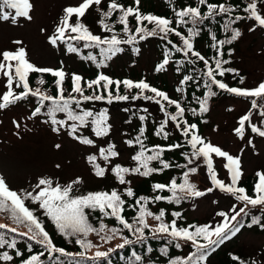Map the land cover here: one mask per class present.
I'll list each match as a JSON object with an SVG mask.
<instances>
[{
  "label": "snow or ice",
  "instance_id": "snow-or-ice-1",
  "mask_svg": "<svg viewBox=\"0 0 264 264\" xmlns=\"http://www.w3.org/2000/svg\"><path fill=\"white\" fill-rule=\"evenodd\" d=\"M102 0H83L78 6H68L63 10V16L55 28V32L48 37V42L52 46H58V42L67 45L69 53H79L80 49L75 46L73 42L78 44L84 42V48H98L100 59L91 52L88 53L85 59L96 64L98 68L106 67L107 61L111 60L123 49L120 47L122 44L134 45L139 40H145L149 37L159 36L161 40L171 45V49L176 53H182L185 57L184 61H177L176 71L180 72L184 64L195 65L198 61L203 62L204 70L200 73V78L203 80V85L207 89L203 97H197L196 102L199 104V109H188L192 115H203L209 111L208 101L211 97L216 95L213 91V86L235 94L241 97H253L252 109H260L261 115L264 116V82H261L253 89H244L230 87L223 80L217 79V76L223 77L226 72H235L234 69L225 68L223 65L228 64V60L222 59V49L225 44H231L237 40L241 35L238 28H233L232 25L241 19H250L255 21V25L264 28V9L258 8V3H264V0H250V2L243 9L247 13V17L239 15L232 16L235 11L231 5L225 3H210L208 0H198V5L184 7L175 11V24L177 27L191 25L187 28V34H182L176 27H172L173 21L155 16L152 14H143L139 11L140 0H135V7H124L118 3L117 0H111L107 11H101V19L98 23L101 25L102 30L111 33L110 36L101 37L100 35L93 34L89 28L82 23L81 18L85 16L87 10L93 5L99 6ZM206 5L207 11L202 12L201 7ZM34 5L31 0H0V20L11 21L16 24L19 18L31 20L30 15ZM119 11L120 15L117 22L123 26V33L126 39L119 38V34L114 31L113 25L106 23L112 17L114 12ZM225 15L227 19L224 22V31L231 32L230 38L218 40L212 34L211 40L213 41L211 47L216 50V57L212 59L211 63L208 58L195 49L194 38L200 34V25L205 20L214 18L215 16ZM75 17V23H72V18ZM129 17H134L136 27L134 32L129 23ZM151 24L152 27L148 28L145 24ZM250 30H255L253 27ZM43 31V30H42ZM170 35H175L182 42V46L174 43L169 39ZM16 45H22V41H13ZM133 51L138 53V48H133ZM172 51L165 49L163 53L162 62L158 63L155 71L160 72L166 70V66L170 64L172 59ZM0 73L6 77L5 88L7 89L0 95V110L7 108L9 105L16 104L17 102L27 99L29 96L35 97L38 100L39 106L35 107L32 116H37L41 113L42 109L46 108V115L48 116L51 124L54 126L53 131L58 132L61 128L67 129V134L73 139L78 140L85 145H93L94 141L81 133L82 129H86L91 125L92 132L96 137H104L109 134L111 125L108 123L107 110L94 112L83 108L81 105L85 102L104 101L109 104L115 101H128L143 99L146 101H153L164 115V119L160 121L156 128V135L168 139L171 135L167 131L169 121L175 124L183 137L186 138V144L190 146L191 151L184 154L187 161L183 165H175L176 167L186 168L181 177V182L178 183L176 179H172L168 184L155 183L153 185L154 191L171 193L170 196L155 195L154 197H139L134 200L133 207L138 209L136 215L130 223L125 217L127 201L122 198L124 196L133 198L135 196L131 187H126L123 192L118 190L112 191H96L88 192L86 194L76 195L79 191L76 187L82 181L79 178L71 181L66 185L54 183L51 178H40L31 191L17 192L11 190L5 180L0 178V212L7 213L15 227H9L6 224H0V249L14 250L16 257L22 256V252L18 248V241L15 237L26 239L28 244V251H32L33 245L41 246L50 256L53 253H58L60 256H70L72 254L66 252L62 248L55 246L53 239L49 232L46 230L45 223L38 218L35 210L26 206V201H31L33 204H38L43 215L55 226V229L65 239L75 238V243L80 245L84 250L97 247L92 241L87 238L90 233H95L99 236L100 240L108 243L113 239L119 237L122 243L115 246V248H108L107 251L97 250L94 256L86 257L85 252L81 251L79 256L81 259L100 260L108 257L116 249H124L126 246L145 243L149 237L145 235V231L151 233L152 239L170 238L169 243L174 241L183 240L191 242L196 251L186 258L177 257L171 259L169 264H204L208 259L211 251H215L225 242L231 239L240 232L242 224L233 223L237 221L238 217L248 216L247 209L249 206L256 208L261 207L264 211V172H257L258 182L255 184V196L248 195L245 188L238 186L239 181L243 176L241 168V160L239 156H233L224 151L221 147L213 145L198 133V127L195 123H190L185 119V107L177 99H172L165 92L158 90L151 86L146 80H139L134 82L129 79L113 80L108 75L98 73L95 79L85 81L84 78L78 74H72L71 91L65 95L64 81L66 73L63 68H41L33 64L27 58V51L24 47H17L15 50H5L0 52ZM195 58V59H193ZM214 64V67L212 66ZM41 74L37 79L36 84L38 87L32 88L30 86V74ZM50 74L55 77V85L57 94L55 96L48 93L42 86L46 81L43 74ZM196 79L191 74H186L180 81V87H177V92H183L184 86L187 82ZM241 82H243L241 80ZM22 89L20 92L14 90ZM121 85L126 92L136 89V95L121 94ZM86 86V87H85ZM112 86H115L114 90ZM89 89L93 90L91 95H86L85 92ZM146 93H151L147 95ZM259 101V103H258ZM47 102V103H46ZM166 102V103H165ZM174 106L175 111L169 112L167 106ZM147 113V109L143 110ZM231 111V109H229ZM57 113H63L66 119H57ZM139 120L144 122L147 120L146 115H140ZM71 122V123H69ZM206 122V121H205ZM246 124L251 128V132L264 137V128L256 126L252 123L251 115L245 114L240 117L238 127L234 129L235 134L241 139L245 136ZM145 135L144 127L139 129V134L134 139L126 140L128 146L139 145V151L132 156L135 161V167H125L116 164L111 168L112 173L115 175L121 185L130 184L126 180L127 175H140L148 177L153 173H160L173 167L172 163L163 158V153L166 150H173L182 147L179 144H170L168 148L162 146H155L148 148L143 140ZM252 143L251 140L248 141ZM56 148H60L57 144ZM114 144H108L106 148L99 149V156L106 163L110 162L111 158L119 156V152L115 150ZM151 154H146V153ZM213 154L216 157H221L226 160L224 165L227 168L230 176V183L217 178V172L213 164ZM92 164L95 175L103 177L108 171L105 167H101L96 163L97 156L90 155L88 158ZM203 159L207 167L208 176L210 178L212 187L201 191L197 186L190 182V175H194L198 171V161ZM152 162H158L159 167H152ZM190 165H194L189 167ZM214 188L228 193L235 197V200L240 202L243 207L233 206L229 212H217V216L222 217V222L216 226H197L188 225L187 227L178 226L177 220L182 218L179 212L173 213L174 219L170 222L165 221L166 212L160 209L158 214L150 210L149 204L160 201H167L168 203L180 204L181 201L187 197L199 198L211 193ZM90 212H99L101 220L98 226L90 223ZM151 218L157 223L153 226L149 224L148 220ZM105 219H113L120 228L109 226L104 222ZM261 217L253 216L252 224H260ZM20 227L24 231H20ZM189 229H192L191 231ZM123 230H126L135 239H129L123 235ZM8 234H11L9 236ZM203 241V243L201 242ZM175 247L179 248L180 244L176 243ZM151 252V249H148ZM161 254L167 256L168 248L160 249ZM44 252L31 255L29 258L23 260L22 264H42L41 256ZM134 260L141 262V256L133 253ZM238 257H233V260H238ZM13 255L9 251H0V261L12 262ZM242 264V262H241Z\"/></svg>",
  "mask_w": 264,
  "mask_h": 264
},
{
  "label": "trees",
  "instance_id": "trees-1",
  "mask_svg": "<svg viewBox=\"0 0 264 264\" xmlns=\"http://www.w3.org/2000/svg\"><path fill=\"white\" fill-rule=\"evenodd\" d=\"M118 3L122 4L124 7H135V0H117ZM210 3H225L226 5H231L233 9L235 10L231 15L232 16H242L247 17V13L243 11V9L246 7V5L250 2V0H208ZM111 3V0L104 1V3L100 4L99 6H96L91 12L88 14H85L84 17L81 18L82 23H84L89 30L95 34L100 35L101 37L110 36L111 33L105 32L102 30L101 25L98 23V21L101 19V11H107L108 5ZM259 4V3H258ZM198 0H140L139 3V11L143 14H152L159 17L168 18L173 21L172 27H176L178 31H181L182 34H187V28L191 27V25H185L177 27L175 24V11L179 10L184 7L188 6H197ZM202 12L207 11L206 5L200 6ZM120 15L119 11L114 12L112 17L109 18L106 23L113 25L114 31L119 34V38L126 39V36L123 33V26L120 25L117 22V18ZM227 19V16L220 15L215 16L212 19L205 20L202 25H200V34L194 38V46L197 51H199L201 54H203L206 58L209 59L210 63L213 58L216 57V50L211 47L213 41L211 40V35L214 34L218 40H223L230 38L231 32H225L224 31V22ZM72 23H75L74 20L71 21ZM253 20L250 19H241L240 21H237L235 24L232 25L233 28H238L241 35L238 37L237 40L233 41L231 44H225L222 49V59L228 60L229 63L223 65L225 68H231L234 69L235 72H226L223 77L217 76V79L223 80L225 83H227L230 87H236V88H243V73L240 71H237L234 67V64L236 60L233 58L234 54L238 50V43L240 39L242 38V35L244 33V30L246 29L247 24L253 23ZM129 23L132 28V31L134 32V29L136 27V21L134 17H129ZM148 28H151V24H147L145 22ZM169 39H171L174 43L181 45L182 42L179 40L178 37L175 35H170ZM148 41L154 42V50L158 55V61L154 65L153 68V75H154V81H151L145 77L143 73H139L138 75L136 73L131 72L128 76H119V77H113V80H124L129 79L134 82H137L141 79L146 80L151 86L157 88L158 90H161L168 94L170 98L177 99L181 102L182 106L185 107V119L188 120L190 123L197 124L198 127V133L206 140L207 139L203 136V131L206 127H208L210 123L209 119V113L213 107V105L219 101L220 99L224 98H236L240 99L242 101L247 102L248 104V114L250 115H256L261 117L262 119V126L264 127V116L261 115L260 109H252V100L255 99L253 97H241L236 96L235 94L228 93L226 91L220 90L213 86V91L216 92V95L211 97L208 101L209 105V111L207 113H204L203 115L197 114L192 115L188 109L196 108L197 111L199 109V104L196 102V98L203 97L204 92L207 90L203 85V80L200 78V73L204 70L203 62L198 61L195 65H189L184 64L183 68L180 72L176 71L177 68V61H184L185 57L182 53H176L175 50L171 49V45H168L166 41L161 40L159 36L156 37H149L145 40H139V37H137V43L134 45H128V44H122L120 47L123 49L122 52L118 53L116 56H114L111 60L107 61V66L98 68L96 64L93 62L85 59L89 52H91L93 55L97 56V59H100L99 56V49L98 48H84L83 43L79 42L76 44V42H73L75 46H77L80 49L79 53H69L67 51V45L66 44H60V47L63 51L71 54L77 63L80 65V73L78 75L82 76L85 81H90L92 79H95L98 73H103L109 69L112 62L120 55L122 54H128L133 60L137 59L140 56L141 53V44L146 43ZM138 48L139 52L136 53L133 51V48ZM169 49L172 51V59L170 61V64L166 66V70H169L172 75V81L167 82L164 78L166 70L157 72L155 71V68L158 63L162 62L163 60V53L165 49ZM195 59V58H193ZM214 67V64L212 65ZM57 69V68H56ZM72 70L65 71L66 77L64 81V87H65V95H67L68 92L71 91L72 86ZM186 74H191L196 79L187 82V84L184 86L183 92H177V87H180V81L183 79V76ZM41 74L38 73H32L30 74V86L32 88L38 87L39 85L36 84V81L38 78H40ZM43 78L45 79L46 83L43 88H45L49 94L55 96L57 94V88L55 85V77H52L50 74H43ZM14 90L16 92L22 91V89H16L15 85H13ZM86 87V86H85ZM115 86H112V89L114 90ZM136 89L131 90V92H126V90L123 89V86L121 85L120 93L121 94H128V95H136L137 94ZM93 93L92 89H89L85 92L86 95H91ZM147 95H151V93H146ZM22 103L25 107L31 108L32 110L35 109V107L39 106L38 100L35 97L29 96L27 99L19 101ZM47 103V102H46ZM166 103V102H165ZM259 103V101H258ZM83 108L93 110L94 112H99L102 110H107L108 113V123L111 125L109 134L104 137H96L95 134L92 132L91 125H89L86 129H82L81 133L88 138L92 139L94 141L93 145H85L80 143L78 140L73 139L71 136L67 134V129L61 128L58 132L53 131V125L51 124L48 116L46 113V108L42 109L41 113H39L37 116L40 119L42 123H44L47 128L52 132L54 135H58L59 133L64 134L67 138L76 141L77 143L86 146V147H96L98 146V142H101L100 148H106L108 144H114L115 150L119 152V149L117 148V145L112 139V124L110 122V118L112 115V112H117L120 114V125H121V139L124 143V148L127 151L129 157L126 162L121 163L116 161V158H111L110 162H105L102 158L99 156V149L96 153H90L86 156L87 163L90 165L92 173L95 175L94 169L92 164L89 163L88 157L90 155H96L97 161L96 163L100 164L101 167H105L108 169L106 171L105 175L103 177H98L102 180L108 181V188H105L103 191H112V190H118L123 192V190L126 187H131L134 191L135 196L133 198H128L126 196L122 197L127 201L126 204V211L124 213L125 217L128 219V221L131 223L132 219L136 215V212L138 209L134 208V200L136 198H139L141 196L143 197H154L155 195H162V196H170L171 193L164 191V192H157L154 191L153 185L155 183H162V184H168L172 179H176L178 183L181 182V177L183 175V172L186 171V168H180L176 167L175 165H183L186 164L187 161L184 158V154L187 152H190V146L186 144V138L181 135V133L176 130L175 124L171 121H169L167 131L171 133V135L168 137V139H164L162 136L156 135V128L158 127L161 120L164 119V115L161 112L159 105H157L153 101H146L143 99H137L135 101L128 100V101H113L111 104H109L106 100L104 101H94V102H85L81 105ZM167 106V105H166ZM169 112H174L175 108L174 106H167ZM147 109V113H145L143 110ZM140 115H146L147 120L144 122H141L139 120ZM57 119H66V116L63 113H57ZM206 121V122H205ZM71 123V122H69ZM123 125V129H122ZM141 127H144L145 129V135L143 137L144 143L148 148H154L155 146L159 145L164 148H168L170 144H179L182 145L180 148H176L173 150H166L163 153V158L167 161L171 162L173 167L164 170L160 173H153L148 177H143L140 175H127L126 180L130 181V184L127 185H121L115 175L112 173L111 168L115 166L116 164H119L121 166L125 167H135L136 163L132 160V156L135 155L139 151V145H133L128 146L125 141L134 139L139 134V129ZM146 154H151L146 153ZM116 161V162H114ZM199 167L198 171L194 175H190L189 179L190 182L194 183L197 188L201 191H206L205 188H203L202 184V173L201 171L207 172V167L205 163L203 162V159L198 161ZM152 167H159L158 162H152ZM194 165H190L189 167H192ZM208 173V172H207ZM258 182V178L256 175H246L241 178L239 181L240 187L245 188L246 193L251 196H255V184ZM24 191L20 190L19 192ZM200 198V197H199ZM199 198H193V197H187L181 201L180 204L175 203H168L167 201H160V202H154L149 204V208L154 213L159 212L160 209H164L166 212L165 215V221L170 222L173 217V213L179 212L181 214L180 219L177 220L178 226L187 227L188 225H197V226H213L210 224L209 221L205 219H188L185 216V211L187 207L193 208L195 204L197 203V200ZM235 199V198H234ZM26 206L30 209L35 210V214L38 216L40 220H42L46 225V230L49 232L51 238L53 239V242L56 247L64 249L66 252L72 254L70 256H60L58 253H53L51 256L39 245H33L32 251H28V244L30 243L26 239L15 237L18 241V248L22 252V256L16 257L14 255V250L10 249H0V251L7 250L9 251L10 255H13L14 260L12 262H7V264H22L23 260L29 258L31 255L39 254L41 252H44V255L41 256V262L42 264H169V261L171 259H175L177 257L180 258H186L188 255H191L193 252L196 251L195 247L191 244V242H185L183 240L174 241L172 243H169L170 238H160V239H152L151 233L147 230L145 231V235L149 237V239L145 243H137L133 245L126 246L124 249H116L114 252H112L108 257L100 259V260H88V259H81L79 256V253L81 251L85 252L86 257L94 256L95 251H107L108 248L112 247L115 248L116 245L122 243V240L117 237L113 239L112 241L105 243L104 241L100 240L99 236L95 233H90L88 236V240L92 241L94 244L97 245V247L90 248L88 250H84L80 247V245H77L74 241L75 238L72 239H65L60 233L55 229V226L51 223L50 220L47 219L43 215V211L39 209L38 204H33L30 200L26 201ZM238 204V202H237ZM239 205V204H238ZM238 207H243V205L240 203ZM249 212L248 216H241L237 218L236 222L237 224H242L241 230L239 233L236 234V236L232 237L231 239L225 240L223 244H221L219 247L215 248V251H211L208 259L204 262V264H263L262 260L257 256L253 254H249L245 252L240 246H237L236 237L242 233V232H249L255 235L264 236V211L261 210L260 206H257L256 208H252L249 206L247 209ZM257 216L261 217V223L260 224H252V217ZM90 223H92L94 226H98L101 220V216L99 212H90ZM104 222L108 224L109 226L120 228L121 226L116 224L113 219H105ZM149 224L155 225L157 222L149 218L148 220ZM0 224H6L9 227H15L7 213L0 212ZM20 231H24L23 227H20ZM190 231L192 229H189ZM11 236V234H8ZM123 235L126 236L129 239H135L134 236H132L130 233H128L126 230H123ZM203 243V241H201ZM179 243L180 247H175V244ZM167 247L168 248V255H162L160 249ZM151 249V252L148 251V249ZM133 253L141 256V262H136L134 260ZM262 254V252H260ZM233 257H238V260H233ZM0 264H5V262L0 261Z\"/></svg>",
  "mask_w": 264,
  "mask_h": 264
},
{
  "label": "rangeland",
  "instance_id": "rangeland-1",
  "mask_svg": "<svg viewBox=\"0 0 264 264\" xmlns=\"http://www.w3.org/2000/svg\"><path fill=\"white\" fill-rule=\"evenodd\" d=\"M104 1L108 0H102V3ZM82 2L83 0H31L34 5L30 13L31 20L19 18L16 24L0 20V52L22 46L27 51L29 61L38 67H62L66 72L72 70L79 74L80 65L75 58L63 51L59 42L58 46H52L48 37L55 32L64 8L78 6ZM95 7L96 5L90 7L86 14ZM258 8L264 9V3H259ZM75 19L72 18L74 21ZM253 27L255 30H250ZM17 40L23 44H14L13 41ZM140 48L141 53L137 59L133 60L128 54H122L105 73L109 77L128 76L131 72L137 75L143 73L147 79L154 81L153 68L158 61L154 42L142 43ZM237 49L233 56L236 60L234 67L244 75L243 88L253 89L264 82V28L256 26L255 21L247 24ZM164 78L167 82L172 81L169 70H166ZM5 83L6 77L0 73V95L7 90ZM33 111L20 102L0 110V178L5 180L7 186L17 192L31 191L40 178H51L54 183L61 185L79 178L82 182L76 186L79 189L76 195L108 188V181L96 177L86 160L88 154L98 151L101 142L94 148L86 147L64 134L54 135L38 116H32ZM245 114H248L247 102L236 98L220 99L213 105L209 113L210 123L203 131L207 142L240 157L242 177L264 172V137L252 133L247 124L243 139L234 131L240 117ZM120 118L119 113L112 112L111 134L119 149L116 161L124 163L129 155L120 136ZM251 120L256 126L264 128L261 117L254 114L251 115ZM249 140L252 141L251 144L248 143ZM57 144L60 148L55 147ZM212 158L217 178L230 183V176L224 167L226 160L214 154ZM201 173L203 188L212 187L208 173L205 170ZM234 198L214 188L211 193L200 197L193 208L187 207L184 214L188 219H205L214 227L223 219L217 216V212H229L233 206L238 208L240 202ZM236 241L237 246L249 254L257 255L264 264V236L242 232L236 237Z\"/></svg>",
  "mask_w": 264,
  "mask_h": 264
}]
</instances>
